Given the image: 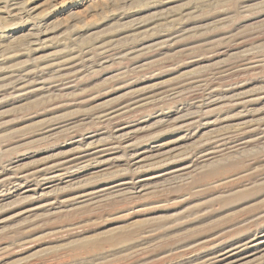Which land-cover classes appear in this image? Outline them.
I'll use <instances>...</instances> for the list:
<instances>
[{"label": "rangeland", "instance_id": "374dc122", "mask_svg": "<svg viewBox=\"0 0 264 264\" xmlns=\"http://www.w3.org/2000/svg\"><path fill=\"white\" fill-rule=\"evenodd\" d=\"M0 264H264V0H0Z\"/></svg>", "mask_w": 264, "mask_h": 264}, {"label": "bare ground", "instance_id": "6f19581e", "mask_svg": "<svg viewBox=\"0 0 264 264\" xmlns=\"http://www.w3.org/2000/svg\"><path fill=\"white\" fill-rule=\"evenodd\" d=\"M13 168V167H12ZM127 189V188H126ZM88 242V241H87Z\"/></svg>", "mask_w": 264, "mask_h": 264}]
</instances>
